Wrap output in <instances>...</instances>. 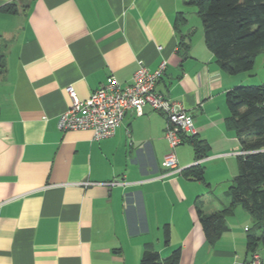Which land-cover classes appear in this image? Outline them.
I'll use <instances>...</instances> for the list:
<instances>
[{
    "label": "crops",
    "instance_id": "obj_1",
    "mask_svg": "<svg viewBox=\"0 0 264 264\" xmlns=\"http://www.w3.org/2000/svg\"><path fill=\"white\" fill-rule=\"evenodd\" d=\"M180 12L185 19L178 21ZM184 38L191 44L186 54L180 47ZM4 43L0 264H140L151 244L162 258L180 248L178 264L252 259L246 247L250 214L237 207L210 244L197 208L220 210L230 198L227 192L203 191L183 171L244 153L226 124V93L241 79L216 62L193 5L0 0ZM162 61L167 64L157 90L192 114L197 136L209 143L207 156L196 160L190 142H182L176 149L181 170L169 168L167 121L150 106L142 115L128 110L116 133L100 140L91 129H59V116L71 103L69 85L86 99L109 76L126 84L141 65L155 70ZM257 254L264 264V247Z\"/></svg>",
    "mask_w": 264,
    "mask_h": 264
},
{
    "label": "trees",
    "instance_id": "obj_2",
    "mask_svg": "<svg viewBox=\"0 0 264 264\" xmlns=\"http://www.w3.org/2000/svg\"><path fill=\"white\" fill-rule=\"evenodd\" d=\"M186 3L196 8L203 24L205 43L220 68L233 75L252 70L258 55L264 53V0H186ZM11 7L6 5L5 9ZM178 16V21L185 19L181 12ZM190 46L189 39H182V54H186ZM5 50V43L1 44L0 74L6 70ZM226 104L229 109L227 127L236 133L244 153L237 157L238 173L227 191L229 204L210 213L198 207V216L207 240L214 244L226 228L227 216L242 207L252 218L246 247L253 257L264 247V82L231 88L226 93ZM183 142L193 146L196 160L208 155L209 143L197 134L184 136ZM183 171L192 179L204 181L205 169L199 162ZM180 256L181 249L177 248L162 258L151 244L144 250L140 264H178Z\"/></svg>",
    "mask_w": 264,
    "mask_h": 264
},
{
    "label": "built area",
    "instance_id": "obj_3",
    "mask_svg": "<svg viewBox=\"0 0 264 264\" xmlns=\"http://www.w3.org/2000/svg\"><path fill=\"white\" fill-rule=\"evenodd\" d=\"M166 61H162L155 70L141 65L133 74L132 81L122 84L111 75L107 81L92 94L81 99L72 85L67 87L71 103L63 111L58 120L61 130L91 129L95 139L113 136L128 110H134L142 115L146 106L161 112L167 121L166 138L169 151L165 155V164L179 171L176 155L177 147L183 142L184 136L197 134V128L192 114L178 101L167 98L157 90V83L162 76ZM198 163V162H197ZM83 184H92L86 181ZM246 264H260L256 253Z\"/></svg>",
    "mask_w": 264,
    "mask_h": 264
},
{
    "label": "rangeland",
    "instance_id": "obj_4",
    "mask_svg": "<svg viewBox=\"0 0 264 264\" xmlns=\"http://www.w3.org/2000/svg\"><path fill=\"white\" fill-rule=\"evenodd\" d=\"M195 8V7H194ZM190 6V10H191ZM190 21L193 22L196 26L200 24L196 21H199L197 16H190ZM237 81L241 79V85L248 84H261L264 82V53H261L256 58L255 65L252 70L245 71L237 74ZM191 148V147H190ZM204 167V181L195 180L200 183L203 191H208L209 188L217 190V192L223 193L229 190V187L232 183L233 178L238 173V159L237 157L233 158V161L227 160H217L211 163H208ZM210 184L211 186H208ZM202 193V192H201ZM245 211V210H244Z\"/></svg>",
    "mask_w": 264,
    "mask_h": 264
}]
</instances>
